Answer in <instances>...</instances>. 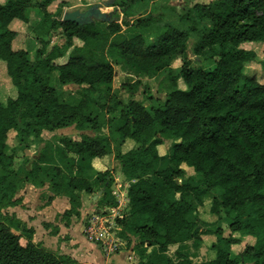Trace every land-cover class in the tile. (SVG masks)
<instances>
[{
  "label": "trees",
  "instance_id": "1",
  "mask_svg": "<svg viewBox=\"0 0 264 264\" xmlns=\"http://www.w3.org/2000/svg\"><path fill=\"white\" fill-rule=\"evenodd\" d=\"M54 1L0 3V60L17 90L16 98L0 104V264H75L36 244L34 230L3 211L21 204L16 195L23 183L42 186L47 181L55 197L69 198L71 208L63 218L80 216L82 202L76 192L94 194L87 174L95 159L112 154L113 141L135 144L119 155L130 187L128 215L117 224L128 247L134 244L137 264H193L182 247L198 249L203 234L217 237L216 255L208 264H264V84L246 74L256 52L241 48L264 42V0L196 4L180 16L184 27L151 13L134 21L124 18L121 24L119 16L111 14L107 22L79 26L53 16L48 7ZM152 1L127 0L122 13H132V5L145 9ZM14 22L28 24L39 36L35 62L27 50L13 49L18 36L11 27ZM57 28L69 45L74 39L84 44L75 47L63 65L54 61L65 49L48 52L49 35ZM193 33L198 34L193 49L198 66L186 55ZM177 57L186 62L164 100L152 99L147 106L134 98L137 85L126 84V101L113 87L115 66L110 59L123 62L135 75L153 78ZM208 62L213 64L209 71L203 67ZM54 72L60 89L53 86ZM179 79L185 90L176 86ZM67 85L79 87L77 104L64 98ZM105 125L109 134L103 132ZM71 127L80 132L78 138L46 141L38 158L26 157L14 168L18 156L7 152L10 132L22 140L40 139L44 131ZM166 143L170 150L160 155L158 147ZM55 146L69 160L68 172L58 167L43 171L41 164L53 156ZM183 165L198 178L189 177ZM97 179L105 188L99 204L105 211L117 207L109 172ZM207 198L215 229L199 224L197 210ZM221 222L227 223L228 236ZM236 233L252 237L254 244L234 252L233 247L243 243ZM173 247H178L176 260L166 255Z\"/></svg>",
  "mask_w": 264,
  "mask_h": 264
},
{
  "label": "rangeland",
  "instance_id": "2",
  "mask_svg": "<svg viewBox=\"0 0 264 264\" xmlns=\"http://www.w3.org/2000/svg\"><path fill=\"white\" fill-rule=\"evenodd\" d=\"M4 1L5 0H0V3H4ZM42 1L43 0H35V2H42ZM126 1L127 0H56L49 5L48 11L53 16L57 17V19L60 22H62L63 16L66 12H72L76 10L84 12L87 11L91 6L100 3L103 5L102 11L105 12L109 17L111 16V14H113V16H119V20H117L119 24L122 23L124 18H127L130 21L131 20L134 21L138 17H142L144 15L151 13L154 14L155 16H158L163 21H167V22L170 21L176 25L184 27L180 23L179 19L181 15L186 13L187 9L192 8L196 4H209L215 0H154L152 2L145 4L146 6L145 9L141 8V6L138 5H132L131 6L132 13L124 14L122 13L123 12L122 5L126 4ZM128 11H130V9ZM37 18L38 16L36 15V13L33 12L32 22H35ZM102 26L105 27L106 25H102ZM11 27L13 30L18 32V36L13 43V49L27 50L29 54V59L32 62H35L37 60L36 52L40 48V45L37 42L39 36L31 28H29L28 24H24L21 22H14ZM123 31L128 32V28L126 26H123ZM49 40H50V46L48 47V52L53 51L54 48L65 49L64 55L57 58L54 61L58 65L66 64L73 49L75 47H82L84 45L83 42H81L78 39H74L73 43L69 45L65 39L62 29L60 28L51 31L49 35ZM197 41H198V34L193 33L190 37L188 50L186 53L187 58H189L192 62V66H198L196 57L193 53V49ZM241 48L256 52L257 54L256 60L247 64L246 74L249 76L256 77L260 81V83L264 84V42L246 43L243 44ZM110 61H112V63L115 66V76L113 82L114 89L119 90L121 94L120 96H122L126 101H128L130 90L128 89L129 86H127L126 84H133V86L137 85V91L134 95V98L137 101H142L147 106L151 103L152 99L164 100L166 98L168 90L172 88V86L174 85L172 79L175 78L174 76L178 75V73L181 71L182 67L186 62V60H184L183 57L173 58L170 62V68H166L162 70L161 73L157 74L153 78H147L141 75H135L131 73L129 70H127L126 68L127 66L124 67L125 65L123 64V62L117 61V59H110ZM212 65H213L212 63L208 62L205 63L203 67L205 70L209 71L211 70ZM177 85L180 89L183 90L186 89V84L184 83L183 79H179L178 81L176 80V86ZM57 88L60 89V87ZM67 89L68 90L66 91V93L76 92L75 89L73 88L72 89L67 88ZM150 96L151 98H149ZM16 97H17V90L12 84L11 79L7 73L6 64L5 62L0 60V104H5L9 98H16ZM104 119H105L104 123H107L108 117L105 116ZM74 129L73 127L71 128V130H73L74 132L72 134H69L67 133L68 131H65V133H62V135H57V136L54 135L53 137H50V139L49 138L47 139L46 135H43L45 131L42 134V136H44L45 139H43V137L41 136L40 139L25 138L23 140L20 139L15 132H10L7 140V152L9 154L16 152L15 154H17L18 156V158L15 160L14 168L19 169L24 163L26 157H28L29 160L31 161L38 158L40 152L42 151V148L45 145L44 140H51V138H54V142H55L56 138L61 136L78 138L80 132ZM103 132H105V134H109L107 125L103 127ZM128 142H126L123 146H121L118 142L113 141L112 154L99 159L98 162L95 161L94 166H92V169L87 174L88 179L90 180L92 186H94L95 188L94 195L93 194L89 195L84 191L76 192V197L78 198V200H80L83 204L84 202L87 204L85 205L86 207L84 208L85 211L83 213L84 224L87 220H89V217L92 215L94 211L103 209V206H101L98 201L100 198L103 197V195L98 196L97 199H92L93 197L95 198V196H97L98 193L104 189L102 183L100 182L101 184L99 185V183H97L96 181L99 173L109 172L110 180L112 181V187L114 190L118 191L119 194H121V192L123 193L125 189H127L128 186L130 185V182L128 181V179L126 178V176L122 171V165L119 160L120 154L127 153L135 147V144L133 142L130 143ZM169 150H170L169 143H166L158 147V152L160 155H167ZM26 166L27 168L30 169L32 167L31 162L27 163ZM41 166L43 168V171L51 170L53 168L58 167L68 172L69 160L62 158L60 149H58L57 146H55L53 156L49 157L45 163L41 164ZM182 168L187 172V175L189 177H195L196 179L198 178V175L193 171L192 168H189L186 165H183ZM42 178H45V176H42ZM47 186H49V183L47 181L46 183H44V185L41 186L42 189L46 187L45 189L47 192V195L41 198L42 201L40 205L43 204V206L48 204L49 201H51L52 199H54V194L51 192L50 188L48 189ZM83 197H84V201L82 199ZM177 198H179V195H177ZM122 201L124 202L123 199ZM81 209L83 208L81 207ZM121 214L125 216L126 210L125 211L122 210ZM110 215L114 216L116 214L112 210ZM197 215L199 218L200 226H203L204 228L210 227L212 229H215L217 227L212 224V222L216 220V217L211 215L209 205L205 204V207L201 206L200 210L199 209L197 210ZM220 227L225 230V236H228L230 232L228 230L227 223L221 222ZM83 234L85 236L84 231ZM234 237L241 239L243 242L241 245H236L233 247V250L236 253L241 252L244 249V247L247 246L248 244L251 245L254 244L255 242V240L252 237L246 236L245 233H236L234 234ZM216 238L217 237L214 234H210V235L203 234L202 243L199 245L198 249L192 248L190 246H184L182 247V250L185 251L186 255L191 256L193 264H208L212 259L215 258L216 255L215 250L213 249V245L217 241ZM120 239H121L120 241H122V245L120 247V250L117 252H108L101 245L96 244L95 242H92L89 239L88 241L91 242V244H93L95 247L100 249L104 254H106V256L112 257L120 253V251L122 250H127L126 248L127 241L122 237ZM25 243H26V239L23 237L22 244ZM35 243L42 244L44 246L42 242H35ZM48 250L50 251L53 250V252L57 253L54 250V248L52 249L51 247H49ZM177 250L178 247L170 248V250L168 251V253H166V255L176 260L175 253H177ZM73 262L75 263V261ZM127 263L134 264L132 263V261Z\"/></svg>",
  "mask_w": 264,
  "mask_h": 264
},
{
  "label": "crops",
  "instance_id": "3",
  "mask_svg": "<svg viewBox=\"0 0 264 264\" xmlns=\"http://www.w3.org/2000/svg\"><path fill=\"white\" fill-rule=\"evenodd\" d=\"M58 79V72H54L53 86H59ZM67 88H73L76 92L66 93V91L68 90ZM78 90L79 87L75 85L64 86V98L69 102H73V104H77L80 99V96L77 92ZM71 128L60 129L54 132L45 131L43 135H46L47 139H50V137H53L54 135H62V133H65V131H68L67 133L72 134L74 132L73 130H71ZM84 133L91 135L90 131H86ZM49 134L52 136H50ZM42 137L43 139H45L44 136ZM46 141L54 142V138H51V140H44V142ZM95 161L98 162L99 159L94 160L93 166ZM22 185L23 186L20 188L16 195V199H20L21 204L16 207L9 208L3 211V213H8L11 216L15 215L17 219H19L27 228H32L35 232L33 241L42 242L44 244V247H46L47 249H49V247H51L52 249L54 248V250L59 255L67 256L77 264H128L127 262L130 261L135 264L139 261L135 252L133 251L134 246L129 248L127 245V250H122L117 255L108 257L100 249H98L88 241V239L83 234V213L85 211V205H87L85 202L84 204L82 203L83 209L80 210L81 215L73 216L69 221H67L63 218V214L71 208L69 198L54 196V199L43 206V204L40 205V203L42 201L41 198L47 195L45 189L46 187L42 189L41 186H35L29 183H23ZM47 187L49 189V186ZM129 187L130 185L127 189H125V203L122 202L121 205L122 210H126V215H128L127 207L129 199L127 198V194ZM93 189L95 190L94 186ZM112 191L113 193L117 192L113 189V187ZM82 199L84 201V197ZM92 199H94V197ZM210 203L211 198H207L204 202V207L205 204L210 205Z\"/></svg>",
  "mask_w": 264,
  "mask_h": 264
},
{
  "label": "built area",
  "instance_id": "4",
  "mask_svg": "<svg viewBox=\"0 0 264 264\" xmlns=\"http://www.w3.org/2000/svg\"><path fill=\"white\" fill-rule=\"evenodd\" d=\"M125 193V191L121 194L118 191L113 193L117 198L118 206L107 211H94L84 224L85 236L92 242L101 245L108 252H117L122 245V241H120L122 227L117 224V220L125 217L121 214L122 199L125 200L126 198ZM112 210L116 215H110Z\"/></svg>",
  "mask_w": 264,
  "mask_h": 264
},
{
  "label": "water",
  "instance_id": "5",
  "mask_svg": "<svg viewBox=\"0 0 264 264\" xmlns=\"http://www.w3.org/2000/svg\"><path fill=\"white\" fill-rule=\"evenodd\" d=\"M102 4L98 3L91 6L87 11H72L66 12L63 16L62 22L74 23L79 26L90 25L96 21L99 22H107L109 20V16L102 11ZM107 6V5H106ZM105 188L95 196L94 199H97L98 196L103 195Z\"/></svg>",
  "mask_w": 264,
  "mask_h": 264
}]
</instances>
